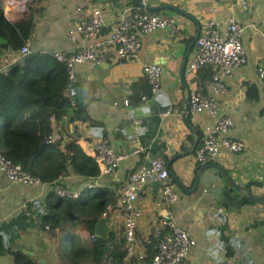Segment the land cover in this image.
I'll list each match as a JSON object with an SVG mask.
<instances>
[{"label":"crops","instance_id":"crops-1","mask_svg":"<svg viewBox=\"0 0 264 264\" xmlns=\"http://www.w3.org/2000/svg\"><path fill=\"white\" fill-rule=\"evenodd\" d=\"M246 1L241 4L237 0H145L144 6L180 9L195 17L198 24L174 9L162 8L155 12L176 18L177 29L171 26L143 34L137 60L122 64L113 61L102 66L80 64L74 79L67 73L64 94L70 98L72 106L51 119L53 144L49 145L44 159L49 173L43 183L14 184L0 172V264H15L17 252L30 256L38 264H66L60 257L62 246L57 237L43 224V218L57 210L53 205L58 196L53 183L65 171L69 177L60 183L65 187L81 193L86 191L89 197L103 189L116 194V201L108 204V214L99 218H109V224L104 222L99 232L109 237L115 232L118 238L123 237L125 215L118 203V190L144 162V155L128 157L111 174L84 178L69 165L73 155L71 147L79 146L87 155L95 157V146L102 137H108L113 147L121 151L130 149L137 136L152 156L162 158L166 164L174 159L171 172L188 189L194 187L199 170L206 168L197 189L188 193L171 177L180 195L173 214L195 241L183 264H264V200L250 198L244 191L235 189L213 166L224 168L241 189L264 196V81L258 72L259 67L264 66V0ZM23 4V0H0L6 16L13 22H20L30 14L33 16V27L27 39L32 50L28 64L39 88L52 90L59 89L64 75L49 53L76 51L97 41L71 42L67 37L68 29L79 20L89 18L92 9L100 6L108 11L107 26L102 33L103 39L108 38L124 9L139 6L137 0H42L38 6L33 1L26 2L25 8ZM230 17L245 26L243 44L248 63L226 79L228 93L220 96L219 101L222 114L233 120L230 136L244 140L247 149L241 155L197 164L194 148L203 139V126L212 121L207 113L194 115L190 111L189 92L204 86L211 79L212 70L190 74L187 71L189 57L184 81L181 69L199 25L202 29L214 18L225 27ZM18 51L2 52L0 73H8L11 66L21 60ZM152 63L164 68L159 94L152 93L143 71L145 64ZM205 91L209 93L207 88ZM143 97L147 98L146 102ZM125 100L129 101L128 105ZM138 120L142 121L140 130H137ZM63 164L66 167L55 176V171ZM160 191V186L152 183L140 191L138 203L143 215L136 232L135 252L126 255L127 264L142 262L140 255L145 256V261L151 259L152 252L148 251L145 240L163 213L156 206ZM244 197L256 202L241 204ZM75 234L81 242L90 238L84 228Z\"/></svg>","mask_w":264,"mask_h":264},{"label":"built area","instance_id":"built-area-1","mask_svg":"<svg viewBox=\"0 0 264 264\" xmlns=\"http://www.w3.org/2000/svg\"><path fill=\"white\" fill-rule=\"evenodd\" d=\"M25 3L33 1L38 6L42 0H23ZM142 3L145 0H141ZM246 4V0H237ZM82 11V8L78 9ZM108 11L104 7H95L87 19L79 20L68 29L67 37L71 42L79 40L96 39L89 46L81 47L76 51L58 50L49 55L66 66L70 79L75 78L76 67L80 64L91 63L102 66L115 61L122 64L127 60H137L142 47V35L158 29L176 27V18L147 10L140 6H128L120 16L117 26L108 38H102L104 28L107 26ZM245 26L230 17L223 27L216 19L208 20L201 29L200 36L189 55L187 71L197 74L201 70H212L211 79L204 86L190 90L189 109L194 115L207 113L212 124L203 126V139L194 150V160L197 164H208L229 155H241L246 149V142L242 139L232 138L230 130L233 120L222 114L220 96L228 93L226 79L231 78L238 69L248 63V56L243 44ZM264 38V32H263ZM21 57L32 54L29 43L19 49ZM2 52H0V58ZM144 74L151 86L153 94L162 91V76L164 68L160 64H145ZM260 78L264 81V66L258 69ZM205 88L208 89L207 93ZM146 102L147 98L143 97ZM126 105L128 100L124 101ZM56 115L53 112L51 119ZM142 121H137V130L141 129ZM48 144L52 145L49 137ZM144 155V162L131 174L118 190V203L124 212V225L122 235L125 239L127 255H132L137 243L136 232L143 209L138 203L140 191L148 184L160 186V196L156 206L163 210L160 220L145 240L151 248L152 256L145 261L140 255L139 264H183L195 245L190 232L181 226L173 214V206L179 200V193L172 182L166 162L159 157L151 155L150 149L144 147L137 136L135 144L128 150L117 151L108 137H102L95 146V159L100 168V175L115 172L121 162L130 156ZM0 172L11 183L22 185H38L43 183L42 178L34 171L23 168L21 164L8 159L0 151ZM69 177L67 171L63 172L53 183L55 193L63 198L78 200L81 192L60 183ZM106 214V213H104ZM2 222L0 221V226ZM94 238V237H93ZM103 264H114V246L108 245L102 258ZM124 264H127L126 262Z\"/></svg>","mask_w":264,"mask_h":264},{"label":"trees","instance_id":"trees-1","mask_svg":"<svg viewBox=\"0 0 264 264\" xmlns=\"http://www.w3.org/2000/svg\"><path fill=\"white\" fill-rule=\"evenodd\" d=\"M32 27L31 14L20 22H13L0 5V52L19 50L26 43ZM30 59V56L22 57L11 66L8 73H0V151L11 161L36 172L45 180L49 173V169H45L44 159L50 148L51 116L54 111L58 114L70 108L72 102L64 94L68 85L66 66L54 59L64 75L60 87L57 90L41 89L29 67ZM71 149L73 155L69 165L74 173L84 178H94L101 174L95 157L87 155L79 146H72ZM65 167L61 165L55 171V176ZM81 197L84 199L55 196L53 205L57 210L43 218V224L47 225L62 246L60 257L66 264H102L108 245L112 244L114 264H124L127 255L125 239L118 238L115 232L108 239L95 235L97 221L107 213L108 204L116 201V194L103 189L90 197L86 191H82ZM249 202L256 201L244 197L241 204ZM78 222H83L84 229L89 233L88 241H78L75 234ZM147 247L150 251L151 248ZM15 264L38 263L30 256L17 252Z\"/></svg>","mask_w":264,"mask_h":264},{"label":"water","instance_id":"water-1","mask_svg":"<svg viewBox=\"0 0 264 264\" xmlns=\"http://www.w3.org/2000/svg\"><path fill=\"white\" fill-rule=\"evenodd\" d=\"M137 1H138V4H139L140 7H143V8H145V9L150 10V11H153V12H155V11H157V10H160V9H162V8H166V7H167V8L174 9L175 11H177V12H179V13H181V14H184V15L190 17L191 19H193V20H194L195 22H197V24H198V21H197V19H196L195 17L191 16L190 14H188V13H186V12L180 10V9L173 8V7H170V6H158V7L144 6L141 0H137ZM200 32H201V27H200V25H199L198 32H197V34H196V36H195V38H194V40H193L191 46L189 47L188 51L186 52L185 60H184L183 65H182V69H181V78H182L183 81H184V75H185V69H186V62H187V59H188V57H189V55H190V52H191V50H192V48H193L195 42L197 41V39H198L199 36H200ZM197 145H198V143L196 144V146H197ZM196 146H195V148H196ZM195 148H194V150H195ZM173 161H174V159L170 160V161L167 163V169H168V171H169V173H170V176H171L172 178L175 179V181H176V182L182 187V189H183L185 192L188 193V192H191V191H195V190L197 189V187H198V183H199L200 177H201V175H202V172H203L206 168L203 167V168H201V169L199 170V172H198V174H197V176H196V182H195L194 187L191 188V189H188L186 186H184V184L182 183V181H180V180H179V179H178V178H177V177L171 172L170 167H171V164H172ZM213 166L216 167V168H218V169H219V170H220V171H221V172H222V173H223V174L229 179V181L231 182V184L233 185V187H234L235 189H237V190H239V191H244V192L247 194V196L250 197V198L257 199V200H264V196L254 195V194L248 192V190H246V189L243 190V189H241L239 186H237V185L235 184V182L231 179L230 175L227 173V171H226L224 168H222V167H220V166H218V165H213ZM109 221H110V220H109V218H107V217L101 218V219L99 220L98 224L96 225V229H95V235H96V236H98V237H100V238H103V239H108V238H109V234L104 233V232H103V233H102V232H99V229H100V227L103 226L104 222L108 225V224H109ZM98 233H100V234H98Z\"/></svg>","mask_w":264,"mask_h":264},{"label":"rangeland","instance_id":"rangeland-1","mask_svg":"<svg viewBox=\"0 0 264 264\" xmlns=\"http://www.w3.org/2000/svg\"><path fill=\"white\" fill-rule=\"evenodd\" d=\"M84 228V224H83V222H78L77 223V226H76V230H75V232H77V231H80L81 229H83ZM66 243V242H65ZM65 243H64V245H65Z\"/></svg>","mask_w":264,"mask_h":264},{"label":"clouds","instance_id":"clouds-1","mask_svg":"<svg viewBox=\"0 0 264 264\" xmlns=\"http://www.w3.org/2000/svg\"><path fill=\"white\" fill-rule=\"evenodd\" d=\"M7 239H8V237L7 236H5V240L7 241Z\"/></svg>","mask_w":264,"mask_h":264}]
</instances>
